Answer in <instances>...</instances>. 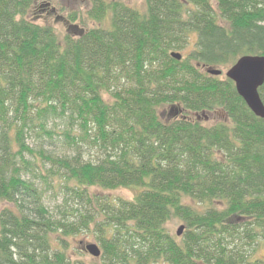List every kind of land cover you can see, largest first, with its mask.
<instances>
[{
    "label": "trees",
    "instance_id": "obj_1",
    "mask_svg": "<svg viewBox=\"0 0 264 264\" xmlns=\"http://www.w3.org/2000/svg\"><path fill=\"white\" fill-rule=\"evenodd\" d=\"M34 2L0 0V264H85L70 255L82 236L101 253L91 264H264L253 257L264 243V120L231 81L201 71L264 57V0H144L143 11L92 0L99 26L61 40L25 20ZM258 94L264 105V84ZM163 106L177 119L162 122ZM216 111L230 125L189 118ZM58 119L76 154L39 149L43 174L26 141L52 140ZM35 172L66 197L60 217L27 179ZM119 190L132 198L109 195ZM171 221L185 226L181 240Z\"/></svg>",
    "mask_w": 264,
    "mask_h": 264
},
{
    "label": "rangeland",
    "instance_id": "obj_2",
    "mask_svg": "<svg viewBox=\"0 0 264 264\" xmlns=\"http://www.w3.org/2000/svg\"><path fill=\"white\" fill-rule=\"evenodd\" d=\"M109 1V0H106ZM122 2L126 6L138 10L143 11L144 0H116ZM92 0H35L34 5L32 6L31 10L27 13L24 17L25 20L28 22L37 24L39 26H51L54 28L56 35L61 40L66 34H71L74 36H78L79 33L83 31H87L90 28H96L99 25L94 24L90 20L87 19V12L91 8ZM76 16L75 23L70 22V16ZM109 25V16L105 18L103 26ZM71 26V27H70ZM189 50L185 52H178L182 59L186 56ZM181 59V60H182ZM228 68L221 69L222 74L218 77L220 80L225 79V72ZM202 72H205V69H201ZM108 94L104 95V99L108 100ZM178 108V107H176ZM175 107L173 106H163L159 109V117L162 122L169 123L173 120L177 119L178 112ZM190 120L197 119L206 127L214 126L218 123H224L226 125H230V121L227 116L222 111H216L213 113H203V114H190ZM48 126L51 128H55V132L57 133L55 136L52 137V140H48L46 138H38L37 134L31 133L26 143L29 147L34 151L35 158L32 159L31 157H27L30 161H34L37 165V171L40 173L45 172V169H48L43 162L40 161L38 157L39 149H42L46 154L52 156H75L76 152L74 147L68 146L64 141L62 136V132L68 129L70 126L68 125L65 119L63 120H50L48 122ZM49 128V127H48ZM50 129V128H49ZM53 130V129H52ZM80 147L79 154L84 160L90 159L88 155H92L94 149H90L87 144H78ZM45 167V168H44ZM36 173L34 176L31 177L30 174H26L27 179L33 178L38 183V185L45 191L44 196V206L48 209V211L52 215H56L57 217L61 216V208L63 206V200L66 198L63 194L54 192L52 189L47 188L42 184V181L38 178L36 179ZM44 174V173H43ZM132 192L119 190L109 194L111 197L115 198H122L125 200H130L132 198ZM75 203L73 201L68 200V206L72 207ZM3 205H0V210L2 209ZM183 227L182 235L178 239L181 240L185 233V226L182 223L177 221H171L166 225V229L169 231L170 235L177 238L176 234L178 230ZM79 242L82 244H96L98 245L93 239L88 237H78L75 240L74 250L70 253L72 259L74 261H80L85 264L91 263H98V260L93 259L86 253H84L83 246L79 245ZM239 243V241H236ZM79 245V246H78ZM247 251L251 249L245 248ZM254 259H260L264 261V243L259 244L256 247V251L254 253Z\"/></svg>",
    "mask_w": 264,
    "mask_h": 264
},
{
    "label": "water",
    "instance_id": "obj_3",
    "mask_svg": "<svg viewBox=\"0 0 264 264\" xmlns=\"http://www.w3.org/2000/svg\"><path fill=\"white\" fill-rule=\"evenodd\" d=\"M171 58L175 61H181L182 57L179 53H172ZM206 74L211 77H219L221 70H206ZM225 78L234 85L235 92L244 102L248 110L254 117L264 120V105L258 94L259 88L264 84V57L260 56H243L225 72ZM181 227L176 236L182 234ZM85 252L93 257H100V250L95 244H87L84 247Z\"/></svg>",
    "mask_w": 264,
    "mask_h": 264
}]
</instances>
